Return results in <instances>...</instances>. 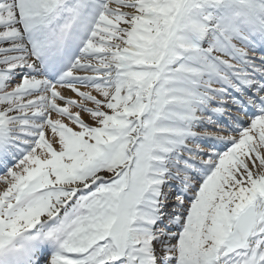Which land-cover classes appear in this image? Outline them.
<instances>
[{
  "label": "snow or ice",
  "instance_id": "snow-or-ice-1",
  "mask_svg": "<svg viewBox=\"0 0 264 264\" xmlns=\"http://www.w3.org/2000/svg\"><path fill=\"white\" fill-rule=\"evenodd\" d=\"M0 264H264V0H0Z\"/></svg>",
  "mask_w": 264,
  "mask_h": 264
}]
</instances>
